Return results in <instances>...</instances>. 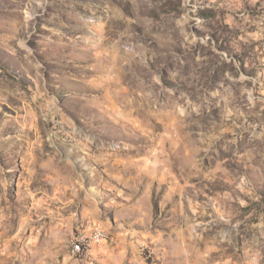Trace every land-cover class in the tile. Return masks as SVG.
<instances>
[{
	"label": "rangeland",
	"instance_id": "rangeland-1",
	"mask_svg": "<svg viewBox=\"0 0 264 264\" xmlns=\"http://www.w3.org/2000/svg\"><path fill=\"white\" fill-rule=\"evenodd\" d=\"M0 264H264V0H0Z\"/></svg>",
	"mask_w": 264,
	"mask_h": 264
},
{
	"label": "built area",
	"instance_id": "built-area-1",
	"mask_svg": "<svg viewBox=\"0 0 264 264\" xmlns=\"http://www.w3.org/2000/svg\"><path fill=\"white\" fill-rule=\"evenodd\" d=\"M106 237V233L102 231V227L96 226L90 236L81 233L78 238L73 241L74 252L89 251L93 243H99Z\"/></svg>",
	"mask_w": 264,
	"mask_h": 264
},
{
	"label": "bare ground",
	"instance_id": "bare-ground-1",
	"mask_svg": "<svg viewBox=\"0 0 264 264\" xmlns=\"http://www.w3.org/2000/svg\"><path fill=\"white\" fill-rule=\"evenodd\" d=\"M102 231H103V228H102Z\"/></svg>",
	"mask_w": 264,
	"mask_h": 264
}]
</instances>
